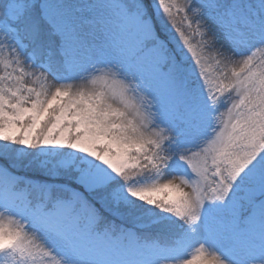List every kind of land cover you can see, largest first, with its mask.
<instances>
[{
  "label": "snow or ice",
  "instance_id": "obj_1",
  "mask_svg": "<svg viewBox=\"0 0 264 264\" xmlns=\"http://www.w3.org/2000/svg\"><path fill=\"white\" fill-rule=\"evenodd\" d=\"M0 264H264V0H0Z\"/></svg>",
  "mask_w": 264,
  "mask_h": 264
},
{
  "label": "rangeland",
  "instance_id": "obj_2",
  "mask_svg": "<svg viewBox=\"0 0 264 264\" xmlns=\"http://www.w3.org/2000/svg\"><path fill=\"white\" fill-rule=\"evenodd\" d=\"M186 191L188 190V189H185Z\"/></svg>",
  "mask_w": 264,
  "mask_h": 264
}]
</instances>
